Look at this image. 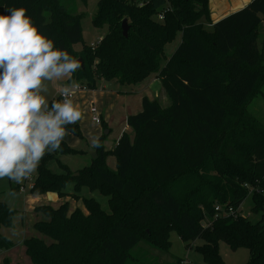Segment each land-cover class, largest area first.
Here are the masks:
<instances>
[{"label": "trees", "instance_id": "1", "mask_svg": "<svg viewBox=\"0 0 264 264\" xmlns=\"http://www.w3.org/2000/svg\"><path fill=\"white\" fill-rule=\"evenodd\" d=\"M8 7H24L39 31L80 59L70 84L96 89L104 79L136 85L154 75L169 100L162 107L143 97L141 110L127 116L131 133H122L111 151L115 171L106 167L101 145L94 147L96 158L76 172L59 160L62 173L53 172L45 154L29 193L71 197L86 212L70 211L68 201L36 206L41 217L31 227L42 237L22 241L30 264H129L140 245L143 252H168L174 230L186 248L202 241L196 249L207 264H223L221 241L232 250L246 248V264H264V214L251 223L238 213L248 195L253 212L264 210V124L246 108L264 80L257 45L264 0H251L215 22L209 0H98L92 22L107 32L95 47L79 52L73 46L82 40L81 16L59 0H0V12ZM177 33L180 42L165 57L164 45ZM67 127L78 133L77 122ZM59 150L71 151L64 141ZM68 183L72 193L65 191ZM81 186L105 195L109 212L81 197ZM229 208L233 214L226 215ZM15 215L0 201V229L12 228ZM12 246L0 233V251Z\"/></svg>", "mask_w": 264, "mask_h": 264}, {"label": "rangeland", "instance_id": "2", "mask_svg": "<svg viewBox=\"0 0 264 264\" xmlns=\"http://www.w3.org/2000/svg\"><path fill=\"white\" fill-rule=\"evenodd\" d=\"M69 13L72 15H80V26L82 32V40L73 46V50L79 52L84 46L90 43H96L107 32V26L95 27L92 19L97 10L98 0H59ZM157 19V18H156ZM204 22L205 27H209L207 20L202 17L200 19ZM158 21V20H157ZM122 22V21H121ZM162 20H160V23ZM180 42V33H177L174 39L164 45V55L169 57ZM258 48L263 54L264 65V23L257 39ZM79 59V58H78ZM80 60V59H79ZM163 63V61H162ZM63 79L58 82L48 83L50 101L56 99L59 94V89L67 87ZM96 89L102 92L99 98L98 106L102 110L101 123L96 124L92 122L90 116L86 113L88 110L89 102L84 104L79 99H76L79 95L87 94L79 93L73 103L78 104V108L82 112V118L77 121L78 133L68 131L64 138V142L71 149L70 152L62 154L60 150H56L51 153H46L51 157L49 161V168L55 173H62V165L67 166L72 172L89 165L90 155L88 153L91 147L101 145L106 152L104 163L106 167L111 170H116V157L111 154L115 144L122 133H128L129 130L125 129L127 124V116L138 113L141 110V100L143 97H147L150 100L156 99L162 107L169 104V100L164 93L160 79L151 75L136 85H121L114 80L100 79L96 82ZM129 102V105L127 104ZM135 105L137 108H135ZM246 108L250 114L257 118L264 124V80L260 83L258 88L254 91L249 101L246 104ZM129 111H132L131 114ZM107 127L109 132L105 133L102 129ZM96 139L98 143H93V139ZM36 172L25 178L24 191L17 190L14 181L8 180L7 177L0 179V201L4 202L7 206L16 210V215L13 219L12 228L1 227L0 233L9 239L14 248L10 255L11 264H30L29 259L24 254L21 238L26 233L25 237L29 236H41L31 225L41 216L36 214L33 210V205L28 204V200L31 197L29 189L33 183ZM74 188L73 183H68L65 187L67 193H72ZM79 195L85 198H93L99 204L103 211L109 212L108 198L98 191H89L86 186H81ZM59 199V200H58ZM68 201L70 205V211L79 207L83 209L80 201H75L71 197L58 198L53 194L42 195L35 205L48 204L53 207H57L60 203ZM37 203V204H36ZM253 201L250 195H248L241 203L238 213L246 217L251 223H257L264 210L257 212L252 211ZM28 233V234H27ZM170 249L168 252H158L150 250L143 252V246L140 245L132 251L135 260H132L129 264H177L175 258H187L191 264H207L202 259L201 254L197 251L196 247L202 244L201 240H195L189 248L185 247L177 231L170 233ZM219 254L223 260V264H246L249 259L248 250L244 247L232 250L226 243L219 242L218 245ZM8 251L2 250V254H7ZM138 254L146 255L145 260H141L137 256ZM175 258H173V257ZM9 258V255H8ZM10 263V262H9ZM0 264H3V259L0 258Z\"/></svg>", "mask_w": 264, "mask_h": 264}, {"label": "clouds", "instance_id": "3", "mask_svg": "<svg viewBox=\"0 0 264 264\" xmlns=\"http://www.w3.org/2000/svg\"><path fill=\"white\" fill-rule=\"evenodd\" d=\"M79 69L24 7L0 12V179L19 184L35 173L45 154L60 148L67 126L82 118L69 87L51 102L48 87Z\"/></svg>", "mask_w": 264, "mask_h": 264}, {"label": "crops", "instance_id": "4", "mask_svg": "<svg viewBox=\"0 0 264 264\" xmlns=\"http://www.w3.org/2000/svg\"><path fill=\"white\" fill-rule=\"evenodd\" d=\"M250 1L251 0H209L210 19H211L212 22H215V21L221 19L222 17L228 15L229 13L234 12V11H237V10L243 8ZM63 81H65V84L70 85V83L68 82V79L67 78H64ZM102 92L103 91H100L99 92L97 89H92V90H89L87 94H82V95H79L78 97L76 96L77 97L76 99H79L80 101H82L83 104L85 102H89V103L90 102H93L98 107V110L100 112V118H101V116H102V110L98 106V102H99V98L102 95ZM73 100L74 101H77L75 99H73ZM127 104L129 105V102H127ZM75 105L78 107V104L75 103ZM135 108H137L136 105H135ZM131 112L132 111H129L130 114H131ZM86 113L90 116V114L88 113V110L86 111ZM102 129L105 131V133L109 132V129L106 126L103 127ZM125 129L129 130L130 131L129 133H131V129H130V127L127 124L125 126ZM90 149H95V148L94 147H91ZM23 183H25V180H23L19 184L16 183L15 186L17 187V190H19V185H21ZM46 194L56 195L55 193H46ZM43 195H45V194H43ZM30 196L31 197L28 200V204H32L34 206L33 207V210H34V208L36 206H38L37 203H36L37 205H35V202H38V200H40V198H41L42 195L33 196V195L30 194ZM23 234L24 235L22 236L21 241H23L24 237L26 236L25 235L26 233H23ZM13 250H14V248L6 250V251H8V253L6 255L5 254H2L0 256L1 260L4 259V258H7L8 259V263L10 262L9 264H11L10 255L12 254V251ZM0 252H2V251H0ZM8 255H9V258H8ZM171 257H173V256H171ZM173 258H175V257H173ZM175 259L176 260H180L181 258H175Z\"/></svg>", "mask_w": 264, "mask_h": 264}, {"label": "built area", "instance_id": "5", "mask_svg": "<svg viewBox=\"0 0 264 264\" xmlns=\"http://www.w3.org/2000/svg\"><path fill=\"white\" fill-rule=\"evenodd\" d=\"M159 19H162V15L159 16ZM99 41H100V39L96 43H90V46L92 48L95 47L99 43ZM67 87H69L72 91V95H71L72 100L75 99L79 93H84V92L88 91L87 86L79 84V83H71ZM56 99L61 100L62 97H60V95L58 94ZM88 113L90 114V119L92 120V122H94L96 124L101 123L100 112L98 110V107L93 102H90L88 105ZM24 186H25V183L19 185V190L24 191ZM215 210L219 212L218 207H215ZM224 212L226 215L233 214V211L230 208ZM178 264H191V263L189 262V260L187 258H181L179 260Z\"/></svg>", "mask_w": 264, "mask_h": 264}, {"label": "water", "instance_id": "6", "mask_svg": "<svg viewBox=\"0 0 264 264\" xmlns=\"http://www.w3.org/2000/svg\"><path fill=\"white\" fill-rule=\"evenodd\" d=\"M121 30H122V35H123L124 37H127L128 25H127V21H126V19H123L122 22H121ZM78 61H79V63H80V66H82L81 61H80V60H78ZM88 153H89V155H90V157H91L92 159L96 158V156H97V154H96V150H95V149H90V150L88 151ZM73 175H77V173H74Z\"/></svg>", "mask_w": 264, "mask_h": 264}]
</instances>
